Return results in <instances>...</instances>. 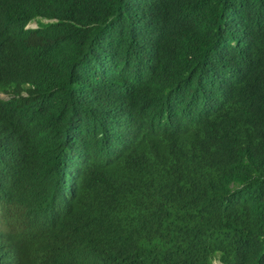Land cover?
<instances>
[{"label": "trees", "instance_id": "16d2710c", "mask_svg": "<svg viewBox=\"0 0 264 264\" xmlns=\"http://www.w3.org/2000/svg\"><path fill=\"white\" fill-rule=\"evenodd\" d=\"M0 94V264H264V0H0Z\"/></svg>", "mask_w": 264, "mask_h": 264}, {"label": "rangeland", "instance_id": "374dc122", "mask_svg": "<svg viewBox=\"0 0 264 264\" xmlns=\"http://www.w3.org/2000/svg\"><path fill=\"white\" fill-rule=\"evenodd\" d=\"M36 25H37V23H36L35 21H33V22H30V23L28 24V27H35ZM0 97L5 98L6 96H5L4 94H0ZM213 264H221V263L219 262V260H218L217 258H215V259L213 260Z\"/></svg>", "mask_w": 264, "mask_h": 264}]
</instances>
